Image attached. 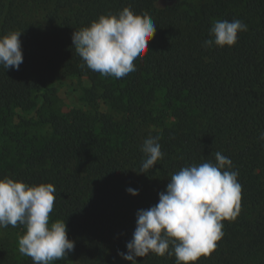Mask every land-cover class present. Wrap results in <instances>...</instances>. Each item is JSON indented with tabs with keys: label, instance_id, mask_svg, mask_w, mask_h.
Segmentation results:
<instances>
[{
	"label": "trees",
	"instance_id": "1",
	"mask_svg": "<svg viewBox=\"0 0 264 264\" xmlns=\"http://www.w3.org/2000/svg\"><path fill=\"white\" fill-rule=\"evenodd\" d=\"M128 6L149 15L156 33L134 73L101 76L76 53L72 34ZM233 19L248 26L234 46H204L215 20ZM10 31L22 32L24 59L19 70L0 66V178L55 186L50 223L65 221L75 242L55 264H114L137 211L158 203L181 168L216 163V152L239 173L241 211L223 221L216 250L198 264H264V0H0V37ZM58 75L87 80L82 105L40 106L35 122L15 123L14 110L33 109ZM149 136L159 137L164 155L138 174ZM22 227L5 228L0 264H33L12 245L9 231ZM136 259L175 264L152 253Z\"/></svg>",
	"mask_w": 264,
	"mask_h": 264
},
{
	"label": "clouds",
	"instance_id": "2",
	"mask_svg": "<svg viewBox=\"0 0 264 264\" xmlns=\"http://www.w3.org/2000/svg\"><path fill=\"white\" fill-rule=\"evenodd\" d=\"M157 26L147 14L124 7L116 14L100 15L89 26L75 30L72 42L88 69L101 76L123 78L135 72L136 64L149 51ZM248 30L239 19L215 20L204 46L231 47L238 34ZM22 32L0 37V66L19 70L23 63ZM84 65H82L83 67ZM264 140V132L259 137ZM141 151L146 159L138 174H145L163 158L159 137L149 136ZM216 163L205 162L181 168L171 175L158 203L136 213V227L118 255L131 264L150 253L175 256V264H198L209 257L224 236L223 221H234L241 211L242 186L230 158L215 153ZM126 191L139 195L138 189ZM56 188L52 183L29 185L9 177L0 178V228L24 226L18 250L33 264H53L74 250L65 221L50 223Z\"/></svg>",
	"mask_w": 264,
	"mask_h": 264
},
{
	"label": "rangeland",
	"instance_id": "3",
	"mask_svg": "<svg viewBox=\"0 0 264 264\" xmlns=\"http://www.w3.org/2000/svg\"><path fill=\"white\" fill-rule=\"evenodd\" d=\"M87 85L88 83L85 78L58 75L53 81L48 82L45 87L38 93L36 104L33 106V109H31L30 111H22L19 109L14 110V122L18 123L19 116L25 119H31L35 122L37 120L36 115H38L37 109L40 106H43L46 110L53 109L56 111H67L72 107L82 105L80 95L82 92V88ZM44 95L46 96V98ZM43 97L45 98V100ZM100 110L102 112H106L108 111V108L106 105H102L100 107ZM34 129L35 131L42 130V127L37 124L36 126H34ZM1 146L2 142H0V151ZM24 231V227L19 228L15 231H9L11 235L12 245L16 246V250L18 252V240L20 236L23 235ZM7 233L8 231L5 228H0V237L4 236ZM122 252L126 251L122 250ZM60 261L61 260L54 261L53 264L60 263ZM114 264H131V262L122 259L117 254L116 258L114 259Z\"/></svg>",
	"mask_w": 264,
	"mask_h": 264
}]
</instances>
